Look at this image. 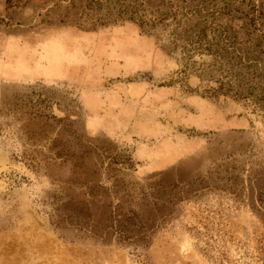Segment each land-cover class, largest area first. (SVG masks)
Wrapping results in <instances>:
<instances>
[{
	"label": "rangeland",
	"instance_id": "374dc122",
	"mask_svg": "<svg viewBox=\"0 0 264 264\" xmlns=\"http://www.w3.org/2000/svg\"><path fill=\"white\" fill-rule=\"evenodd\" d=\"M67 6L0 0V264H264V111L205 94L162 28ZM95 185L145 219L169 203L148 248L58 223Z\"/></svg>",
	"mask_w": 264,
	"mask_h": 264
},
{
	"label": "trees",
	"instance_id": "16d2710c",
	"mask_svg": "<svg viewBox=\"0 0 264 264\" xmlns=\"http://www.w3.org/2000/svg\"><path fill=\"white\" fill-rule=\"evenodd\" d=\"M239 4L240 10L226 3L218 10L216 0H69L64 21L88 30L121 23L134 24L144 34L162 28L169 39L167 51L180 52L185 66L197 70L198 78L216 85L205 94L251 103L264 111V9L251 0ZM87 194L92 198L89 204L58 215V223H74L80 231L86 226L87 237L101 244L128 243L146 249L154 234V218L167 215L168 202L154 204V213L145 219L125 209L123 202L115 203L110 189L95 185Z\"/></svg>",
	"mask_w": 264,
	"mask_h": 264
}]
</instances>
